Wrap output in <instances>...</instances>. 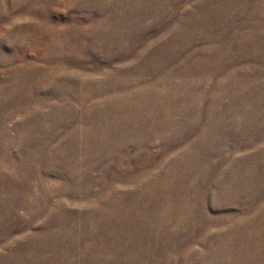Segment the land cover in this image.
<instances>
[{"label": "rangeland", "instance_id": "obj_1", "mask_svg": "<svg viewBox=\"0 0 264 264\" xmlns=\"http://www.w3.org/2000/svg\"><path fill=\"white\" fill-rule=\"evenodd\" d=\"M0 264H264V0H0Z\"/></svg>", "mask_w": 264, "mask_h": 264}]
</instances>
